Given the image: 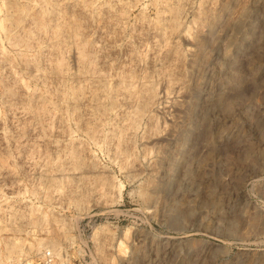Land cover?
<instances>
[{"label":"rangeland","instance_id":"rangeland-1","mask_svg":"<svg viewBox=\"0 0 264 264\" xmlns=\"http://www.w3.org/2000/svg\"><path fill=\"white\" fill-rule=\"evenodd\" d=\"M47 262L264 264V0H0V264Z\"/></svg>","mask_w":264,"mask_h":264},{"label":"built area","instance_id":"built-area-1","mask_svg":"<svg viewBox=\"0 0 264 264\" xmlns=\"http://www.w3.org/2000/svg\"><path fill=\"white\" fill-rule=\"evenodd\" d=\"M48 262L50 263V262H51V260H48ZM48 262H47V264H49Z\"/></svg>","mask_w":264,"mask_h":264}]
</instances>
